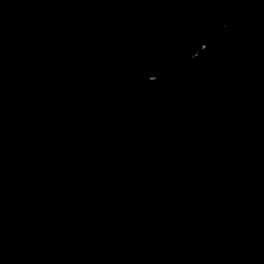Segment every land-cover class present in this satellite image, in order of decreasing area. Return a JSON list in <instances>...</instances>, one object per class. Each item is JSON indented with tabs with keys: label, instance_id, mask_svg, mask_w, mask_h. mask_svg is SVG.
<instances>
[{
	"label": "water",
	"instance_id": "95a60500",
	"mask_svg": "<svg viewBox=\"0 0 264 264\" xmlns=\"http://www.w3.org/2000/svg\"><path fill=\"white\" fill-rule=\"evenodd\" d=\"M0 264H264V0H0Z\"/></svg>",
	"mask_w": 264,
	"mask_h": 264
}]
</instances>
